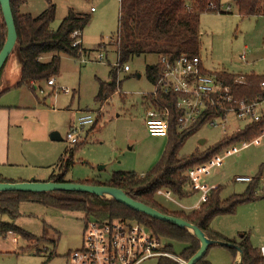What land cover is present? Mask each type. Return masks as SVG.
Instances as JSON below:
<instances>
[{
    "label": "rangeland",
    "instance_id": "1",
    "mask_svg": "<svg viewBox=\"0 0 264 264\" xmlns=\"http://www.w3.org/2000/svg\"><path fill=\"white\" fill-rule=\"evenodd\" d=\"M52 3L56 8L52 31L58 30L70 11L89 15L90 10L95 8L96 13L92 14L91 23L84 30V37L82 35L84 47L94 50L101 44V47H105V53H108V59L104 58L103 62L88 61L61 55L60 75L55 78L56 92L51 93L53 89L43 83L40 86L44 94H41L43 91H36L35 95L23 86L1 95V105L7 107L1 113L5 126L2 149L6 158H9L4 173L11 175L15 181L49 180L60 158L68 149L74 148L66 142L67 135L72 132L73 123L81 116V111L86 109L97 120L101 118V130L91 132L87 129L82 134L84 145L75 152V164L66 176L67 182L99 180L105 183L117 172L138 175L150 172L162 157L160 154L155 158L154 150L159 146V139H152L145 124L147 96L154 91L147 77V67L157 64L158 57L148 55L130 62V72L126 73L122 69L119 73L118 81L122 85L118 92L106 105L100 106L96 102L99 81L109 84L112 67L117 64L120 2L52 0ZM46 9L45 0H28L20 9V14L38 17ZM222 12L206 13L201 17L200 58L205 69L209 72L237 74L239 77L251 73L263 75L264 17L241 18L234 0H223ZM0 28L6 36L1 11ZM16 50L0 73L2 93L7 86L11 87L20 80V62ZM242 55H245L244 61L241 60ZM51 59L52 55H46L42 61L49 63ZM58 89H68L70 94L66 95ZM38 98L41 102L46 99V105L40 106ZM244 127L245 122L235 114L228 115L224 127L215 128L204 124L187 140L179 155H191L197 149L204 151ZM55 132L60 134L61 142L51 140ZM201 140L206 141L204 145H200ZM234 146L238 147L239 152L203 178L209 187H223V199L246 191L248 184L236 183L237 177L253 178L264 167V137L258 143ZM62 169L57 166L56 175ZM259 195L264 196V174ZM170 197L173 198L170 194L169 197L157 195L155 200L173 212L182 211L183 206H193L199 199L196 196L189 201L175 202ZM18 213L19 216L14 218L2 214L1 220L14 224L33 238L24 240L16 234L0 237V264H70L69 255L84 245L86 223L103 220L95 216L87 217L83 212L49 207L37 198L20 203ZM220 220L222 228L236 240L242 233H246L251 243L264 244V200L240 206L235 215L223 216ZM141 226L152 235L149 228ZM162 242L172 247L174 255L182 253L181 244L168 240ZM230 252L227 248L214 247L209 250L207 259L213 264H229Z\"/></svg>",
    "mask_w": 264,
    "mask_h": 264
},
{
    "label": "trees",
    "instance_id": "2",
    "mask_svg": "<svg viewBox=\"0 0 264 264\" xmlns=\"http://www.w3.org/2000/svg\"><path fill=\"white\" fill-rule=\"evenodd\" d=\"M45 1L47 9L40 16L33 17L20 14V9L27 4L28 0H11L18 43L24 61L21 81L16 88L26 86L33 94L37 91L36 85L47 83L60 75L61 55L80 59L86 53L83 46L73 47L75 39L72 36L75 32H79L82 38L84 30L92 20L90 15L70 11L58 30L52 31L51 26L56 20V8L52 0ZM119 2V29L116 43L117 64L112 67L110 84L99 81L100 87L96 102L100 106L106 105L118 92L122 85L118 81L120 71L137 58L154 55L158 59L166 57L173 61L182 55L200 57L202 15L223 13V0H119ZM234 4L241 18L264 17V0H234ZM5 40V32L0 28V52ZM46 55H52L49 63L42 61ZM161 75L162 67L158 63L147 67V77L153 86L157 84ZM218 78L231 88L237 99L247 103L264 101V89L261 87V83L264 82V74L239 77L237 74L221 71L218 73ZM9 91L1 93L0 97ZM159 99L166 104L168 103L161 95ZM170 108L173 116L167 137L168 143L160 161L150 172L144 175L117 172L113 173L109 181L105 183L99 180L78 183L122 190L135 201L154 208L165 215L174 216L197 226L212 240L230 242L238 246L244 252V264H264V257L260 249L253 246L246 233L241 234L238 240H227L210 231V225L215 218L235 215L240 206L264 200V196L259 195L264 167L260 169L257 176L253 177L252 183L248 184L243 194L223 199L221 197L223 187L218 186L210 193L207 202L190 213L170 212L155 200L160 191L169 192L177 201H184L195 195L190 190L189 178L186 177L187 172L210 162L234 145L249 144L263 136L264 116L259 122L246 125L231 136H225L218 144L204 151L197 149L191 155L180 156L179 153L187 140L206 124V118L196 125L180 130L177 123L179 113L173 104H170ZM208 114L211 115V113ZM216 114L219 113L214 112L213 115ZM101 123V118H98L90 131L99 132ZM83 145L81 143L67 150L59 163V168H63L61 173L53 175L48 182H67L66 176L75 164V152ZM0 183L11 182L0 177ZM36 198L43 204L62 211L83 212L87 217L103 218L100 222L106 220L123 221L144 225L159 240L181 244L183 249L179 257L186 261L193 258L200 249V243L195 238L170 223L151 220L122 204L80 193L42 195L0 193V237L5 238L9 234H16L24 240L33 238L32 235L17 228L14 224L4 223L1 220V215L8 214L13 218L18 217L19 204L25 200ZM96 221L99 222L97 219ZM167 250L172 253L171 246H167ZM229 250L236 259L237 251L235 249ZM208 252L199 264H209L207 261ZM160 264L176 263L165 260Z\"/></svg>",
    "mask_w": 264,
    "mask_h": 264
},
{
    "label": "built area",
    "instance_id": "3",
    "mask_svg": "<svg viewBox=\"0 0 264 264\" xmlns=\"http://www.w3.org/2000/svg\"><path fill=\"white\" fill-rule=\"evenodd\" d=\"M72 37L75 39L73 47L83 45L79 32H75ZM104 58L105 55L101 53L98 61L103 62ZM241 60H245V55L241 56ZM158 64L162 67V75L153 86L152 94L147 96L148 110L145 120L147 132L153 138L167 139L173 116L170 104L179 113L177 123L180 130L196 125L204 118L206 125L216 128L224 127L230 114H235L244 121L245 126L259 122L264 116V101L247 103L237 99L231 88L218 78L219 72L207 71L200 57L182 55L173 61L164 57L159 59ZM123 71L130 72L129 66H125ZM55 84V79L47 82L53 92H56ZM261 87L264 89V82ZM58 90L66 95L70 94L68 89ZM160 95L167 104L159 99ZM214 112L219 114L213 115ZM96 120L93 114L82 113L73 123L72 132L67 135L66 142L71 147L83 143L85 138H82V134L91 129ZM263 137L264 135L251 143H258ZM238 152L237 146L231 147L210 162L187 172L190 190L200 195L202 203L207 202L210 193L216 189L215 186L209 187L203 182V178ZM252 181L251 177L235 179L236 183L250 184ZM169 194L166 191L158 193L166 197ZM170 199L176 202L174 198ZM260 251L264 257V247ZM165 260L176 264L188 262L168 251L161 240L148 234L140 224L123 221H89L86 223L83 247L69 255L70 264H160Z\"/></svg>",
    "mask_w": 264,
    "mask_h": 264
},
{
    "label": "water",
    "instance_id": "4",
    "mask_svg": "<svg viewBox=\"0 0 264 264\" xmlns=\"http://www.w3.org/2000/svg\"><path fill=\"white\" fill-rule=\"evenodd\" d=\"M1 14L3 23L7 29L6 40L0 52V73L6 66L12 53L16 50L19 56L20 67V80L17 84L11 87H6L4 92L14 89L21 81L23 71V57L18 43V34L16 30L15 20L11 7V0H0ZM52 135V139L54 136ZM206 141L201 140L200 145H204ZM0 193H24V194H56V193H80L90 194L106 201H112L122 204L129 209L137 212L148 219L158 220L161 222L170 223L173 226L187 232L190 236L195 238L200 243V249L196 255L191 258L187 264H199L206 256L209 249L214 247H223L227 249H235L237 257L234 264H244V252L238 246L225 241L210 239L200 228L189 222L176 218L174 216L165 215L158 210L151 208L143 203L133 200L122 190L105 186H89L79 183L65 182L58 183L55 181L50 182H20V183H0Z\"/></svg>",
    "mask_w": 264,
    "mask_h": 264
},
{
    "label": "crops",
    "instance_id": "5",
    "mask_svg": "<svg viewBox=\"0 0 264 264\" xmlns=\"http://www.w3.org/2000/svg\"><path fill=\"white\" fill-rule=\"evenodd\" d=\"M92 9H95V8H92ZM92 9L90 10V12H91V14H89L91 17H92V14H94V13H96V11L95 12H92ZM83 37H84V33H83ZM83 41V40H82ZM83 49L86 51V53L85 54H83L82 55V57L81 58H84V59H88V61H91V60H95V61H98V56L101 54V53H103L104 55H105V60H107L108 59V56H107V54L105 53L106 52V50H105V47H101V44L98 46V48H96V49H94V50H88V49H86L85 47H84V41H83ZM92 55H95V57L94 56H92ZM81 58L80 59H78V60H81ZM74 59V58H73ZM88 61H85L84 60V62H88ZM82 64H84V63H82ZM241 74V73H240ZM251 74H254V73H251ZM251 74H247V75H251ZM111 83V82H110ZM109 83V84H110ZM48 86V85H47ZM53 89V88H52ZM14 89H11L9 92H11V91H13ZM15 90H17V88L15 89ZM36 90L37 91H43V88H42V86H40V85H36ZM51 90V89H50ZM4 92V91H3ZM2 92H0V94H1ZM8 93V92H7ZM51 93H53V91L51 92ZM50 93V94H51ZM37 94V92L35 93V95ZM41 94H44V91L41 93ZM48 95L49 97H51V95ZM47 97V96H46ZM38 103H39V105L40 106H42V105H46V99H44V102H41L40 101V99L38 98ZM7 107H5V106H3V105H1V97H0V177L3 179V180H6L7 182H11V183H20V182H31V181H35V182H48L49 180H43V179H39V180H37V179H31V180H28V179H19L18 181H15L14 179H12V176L11 175H9V176H7V173H4V169H5V167H6V165L7 164H9V158H6V156H5V153L3 154V144H4V135H5V126H4V121L3 120H1V113L6 109ZM87 110L88 109H86V110H84V111H81V112H83V113H91L92 114V112H87ZM8 120H9V118H8ZM9 123H10V121H9ZM11 127V126H10ZM91 130V129H90ZM89 133H90V131H89ZM53 134H56L55 136H54V139H52V135ZM52 135H51V140L52 141H62V138H61V136H60V134L59 133H57V132H55V133H53ZM86 135H87V133H86ZM152 139H155V140H158V143H159V146L156 148V150H154V154H155V158H157V156H159L160 154H162L163 155V153H164V151H165V149H166V146H167V143H168V140L167 139H165V138H153L152 137ZM164 141H166V142H164ZM69 150V149H68ZM67 152V151H66ZM66 154V153H65ZM65 154L60 158V161H61V159L65 156ZM162 155H160V156H162ZM161 158V157H160ZM60 161H59V163H60ZM59 163H58V165L57 166H59ZM57 166H56V168H55V172H56V169H57ZM54 172V174L53 175H55L56 173ZM52 175V176H53ZM141 175H144V174H141ZM51 176V177H52ZM213 186H216V185H213ZM216 187H218V186H216ZM199 197V199H198V201H197V203H195L193 206H187V207H185V206H183L182 207V211L183 212H185V213H190V212H192V211H194V210H196L201 204H203L202 203V201H201V198H200V195L199 194H197V193H195V195H193L192 197H190V198H188V199H186V200H184V201H189V200H191V199H193V198H195V197ZM164 207V206H163ZM165 208V207H164ZM165 209H167V208H165ZM168 210V209H167ZM169 211V210H168ZM171 212V211H170ZM173 212H175V211H173ZM221 217H223V216H220V217H217V218H215L213 221H212V223H211V225H210V231L211 232H213V233H216V234H219L220 236H222L223 238H225V239H227V240H236V238L235 237H233L231 234H229L228 233V231H226L225 229H223L222 228V226H221ZM242 234H245V233H242ZM252 239V238H251ZM252 241H254L253 239H252ZM253 244V246L254 247H256V248H258V249H261L262 247H264V244L262 245H255L254 243H252ZM260 246V247H259ZM231 253V252H230ZM207 261H208V263L209 264H213L209 259H207ZM234 262H235V257L233 256V254L231 253V256H230V258L228 259V263L229 264H234Z\"/></svg>",
    "mask_w": 264,
    "mask_h": 264
}]
</instances>
